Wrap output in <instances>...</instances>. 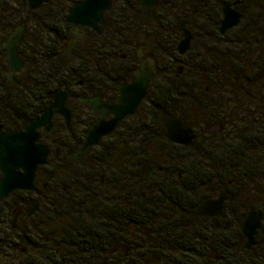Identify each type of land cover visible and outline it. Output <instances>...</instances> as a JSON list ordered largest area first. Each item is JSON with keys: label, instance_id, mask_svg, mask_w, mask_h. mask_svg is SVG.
<instances>
[{"label": "flooded vegetation", "instance_id": "af4514ba", "mask_svg": "<svg viewBox=\"0 0 264 264\" xmlns=\"http://www.w3.org/2000/svg\"><path fill=\"white\" fill-rule=\"evenodd\" d=\"M50 2L33 11L27 0H0L1 132L24 131L42 118L60 92H66L67 110H72L69 124L64 115L54 114L49 132L43 126L36 130L37 144L50 150L48 164L38 166L35 173L38 193L15 191L0 200V260L4 264H150L157 239L151 227L124 225L117 220L115 229L105 236L99 235L96 220L99 211L104 216L113 208V198L118 208V196L137 193V179L127 176L139 175L138 158L130 146L135 144L132 139L137 137L140 123L127 124L137 112L126 117L112 135L73 159L86 144L94 124L113 119L112 115L104 118L105 111L98 113L90 101L116 105L119 86L132 85L146 60L154 61L156 67L147 97L139 106L148 107L147 115L153 103L149 89L154 82L168 83L175 76L196 83L214 80V93L209 88L180 93V108L159 118L162 142L178 151L182 164L194 158L196 163L214 165V175H241L232 165L247 162L250 138L259 133V157L264 163V0H158L151 16L144 14L140 0V12L116 9L113 0L111 10L103 15L106 28L101 35L82 28L80 34L85 37L79 40L65 20L68 32L56 37L51 49L54 60L49 59L57 73L48 81L42 45L45 20L53 21L52 34L59 35L60 29L57 13L49 10ZM225 8L235 12L231 21L234 26L222 32ZM180 27L192 35L190 49L183 55L177 51L184 39ZM18 32L21 36L16 50L23 67L14 72L6 46ZM71 40L77 43L64 54ZM171 43L175 47L172 55ZM196 49L200 53L195 54ZM203 51L207 54L202 55ZM70 58L76 63L74 67L66 62ZM207 60L214 64L211 74L199 70ZM176 67L179 72L174 75ZM165 116L184 121L196 137L194 146L173 144L166 138L161 122ZM123 128L125 135L121 138L119 131ZM122 145L126 155L115 162ZM240 148L247 150L243 157L237 151ZM147 175L177 174L160 169ZM220 192L227 193L223 220L200 218L214 221L216 227L230 228L241 211L232 202L229 189L220 187L214 197L204 200L215 199ZM46 195L52 196V203L42 204ZM30 203L39 204L33 215L28 214ZM239 207L247 209L244 204ZM247 210L243 222L251 211ZM244 242L245 237L241 252L245 251L241 250Z\"/></svg>", "mask_w": 264, "mask_h": 264}, {"label": "trees", "instance_id": "16d2710c", "mask_svg": "<svg viewBox=\"0 0 264 264\" xmlns=\"http://www.w3.org/2000/svg\"><path fill=\"white\" fill-rule=\"evenodd\" d=\"M54 1L56 0L50 2V7ZM77 1L79 0L56 1L55 13H57L60 27L59 35L50 32L53 23L50 18L44 22L42 34L43 65L48 70L46 73V80L48 81H50L51 76L57 73V70L54 72L53 66H50L52 64H50L49 59L53 56L51 49L57 42L56 37H62L68 32V24L65 20L70 8ZM117 1L121 10L141 11L139 0H115V4ZM51 10L54 11V8L52 7ZM51 10L50 12H52ZM170 48L172 55L175 52L172 43ZM211 64L212 62L206 66L202 63V68L199 70L211 74L214 71V64ZM175 78L180 79L182 77H173V79ZM212 81L209 82V87L214 84ZM170 82H173L172 79ZM59 84L57 90L60 89ZM166 84L154 82L149 89L150 94L153 92L150 112L147 115V120L140 123L137 137L132 139L135 143L137 140L142 152L140 156L153 155L155 143L165 144L162 142L164 139L163 129L159 118L179 109L180 93L187 92L192 88V85L189 84L173 83L169 87ZM255 134L256 136L250 138L248 149L250 154L247 162L232 165L234 172H240L243 175H214V165L196 163L194 158L190 160L191 162L186 161L182 164L178 159V151L168 148L165 144L168 148L166 157L169 167L158 168L154 162H150L151 164L140 165L139 175H127L129 180L132 177L137 179V193L129 192L127 194L129 196L128 201L124 204L120 203L118 208H115L114 204L117 201L113 198V208L111 207L106 211L104 216L99 211L96 217L100 224V234H98L110 235L111 230L115 229L114 225L117 220H120L124 225L134 223L141 227H151L154 231L153 235L157 239L153 243L156 247L151 250L154 253V261L150 264H264V220L256 238L257 244L252 250L243 252L239 250L244 238L241 225L246 210L239 207L237 199L241 194L239 196L238 191L250 186L255 179L261 178L264 181V163L260 160V147H258L260 137L259 133ZM237 151H241L240 155L243 157L247 150L243 151L240 148ZM160 169L163 173L175 172L177 175H147L152 171L159 172ZM180 173L185 175H178ZM223 186L229 189L232 202L238 207V211H241L237 214V218L235 217L234 225L230 228L224 225L216 227L212 220L192 218L191 211L207 197L205 194L209 190L216 192ZM41 202L42 204L52 203L49 200ZM109 203L110 201L107 202L108 205ZM249 209L264 215V208L262 207ZM6 218L4 216L2 219L5 220ZM211 255H214V258ZM215 257H220V260H216ZM141 264L143 263L141 262Z\"/></svg>", "mask_w": 264, "mask_h": 264}, {"label": "water", "instance_id": "95a60500", "mask_svg": "<svg viewBox=\"0 0 264 264\" xmlns=\"http://www.w3.org/2000/svg\"><path fill=\"white\" fill-rule=\"evenodd\" d=\"M27 1L30 9L33 11L50 2V0ZM158 4V0H140V6L146 16H151L152 9L157 7ZM112 5L113 0H83L72 6L66 21L75 29L74 34L79 40H83L85 37L84 33L80 34L82 28H90L101 35L106 28L103 15L105 12L111 10ZM233 14L235 12L225 8V20L222 32L234 26L231 22L234 20ZM237 17L239 18V16ZM180 30L183 31L182 35L184 39L179 43L177 51L183 55L190 49L192 35L190 32L183 30L182 27H180ZM20 36V32L13 35L6 46L14 72L19 71L23 67V63L16 50V42L20 39ZM76 43L77 40H71L64 54L70 53ZM141 55L140 53V59H142ZM155 74L156 67L154 61H142L141 69L137 71L134 83L130 86H119L120 96L116 100V105L106 106L101 104L97 99L90 101L98 113L102 110L105 111L104 118L112 115L113 119L108 122H96L88 133L86 144L80 149L78 154L72 157L73 159L82 156L88 148L98 145L102 138L112 135L126 117L133 116L137 112L140 104L147 97L149 85ZM66 97V92H60L42 118L35 123L27 125L24 131H15L7 134L2 133L0 130V170L3 174V177L0 178V200L7 199L15 191H33L38 193L35 186V173L38 166H46L48 164L50 150L44 145L37 144L39 135L36 130L43 126L49 132L52 128L51 119L54 114L64 115L69 124L72 110H67ZM161 122L166 131L165 136L171 143L194 146L196 137L181 118H168L165 116L161 119ZM125 155V146L122 145L115 156V162L121 161ZM226 195V192H220L215 199L203 200L191 212V217H218L220 220H223V206L227 199ZM28 206L29 215H33L39 208L38 203H30ZM263 220L264 216L255 210L247 213L241 227L245 237L242 251L252 250L256 245V237L262 227ZM148 233L150 231L146 234Z\"/></svg>", "mask_w": 264, "mask_h": 264}, {"label": "rangeland", "instance_id": "374dc122", "mask_svg": "<svg viewBox=\"0 0 264 264\" xmlns=\"http://www.w3.org/2000/svg\"><path fill=\"white\" fill-rule=\"evenodd\" d=\"M56 1H59V0H56ZM56 1L53 2V4L51 5V7L49 8V10L52 7L54 9H56V4H55ZM115 8L116 9L120 8V4L118 3V1L115 4ZM45 10H47V9H44L42 11L43 12L42 14H45V12H46ZM54 12H55V10H54ZM176 13H178V12L176 11ZM193 52L195 54L200 53V51L197 50V49H196V51L193 50ZM201 54L203 55V54H207V53H205L203 51V52H201ZM208 54H209L208 56L211 55V53H208ZM209 61L207 60L206 63L203 62V61L202 62L206 66H208L212 62V61H210V62ZM66 62H67V64H69L70 67H72V66L74 67L76 65V63H73V59L72 58L67 59ZM175 71L176 72L174 73V75L175 74L177 75L178 72H179L177 67H176ZM172 81L173 82H168L166 84L167 87H169L173 83L174 84L179 83V85L189 84V85H192V88L189 91L187 90V92H190V93L202 92V91H205L206 88H209V91H211L212 93H214V84L209 87V82H211L212 80L211 81H206V82H201V83H196L194 81L189 82L190 79H188V77H182L180 79H177V78L173 79L172 78ZM212 82L214 83V81H212ZM151 94H153V92ZM147 113H148V107L146 105H142V107H140L138 109L137 113L132 117L133 119H131V121L128 122L127 124H130V123H132V124L136 123L137 124V123L145 122L147 120ZM124 135H125V129L123 128L122 130L119 131V136L122 138ZM130 147H131L130 148L131 149V152L133 154L137 155V158H138V171H139V173H140V167H141L140 165H143V164H146V165L147 164H151L150 162H152V163L154 162L155 163V166L158 167V168L159 167H161V168H168L169 167V162H168V159L166 157V153H167L168 148L166 147L165 144L155 143V145H154V149L155 150L153 152V155H148L146 157L140 156V153L142 154V152L140 151V148H139V146H138L137 143L133 144ZM62 178H64V176ZM127 194L124 193V194L118 196L120 198V202L119 203L124 204L125 202L128 201V197L129 196H127ZM239 194H241V196ZM263 194H264V181L261 180V178H258V179H255L254 181H252L251 182V185L250 186H247V188L238 191V195L240 197L237 199V202H238V204H244V205H246L247 206V209H249V208H255V207L256 208H259V207L264 208V196H263ZM205 195L207 197H211L212 198V197H214V191L211 192L209 190ZM45 198H46V200H49V201L52 200V196H49V195H46ZM0 219H1V217H0ZM0 264H4L3 260H0Z\"/></svg>", "mask_w": 264, "mask_h": 264}]
</instances>
